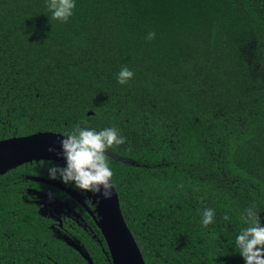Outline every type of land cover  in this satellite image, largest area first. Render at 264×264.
<instances>
[{"label": "trees", "instance_id": "obj_1", "mask_svg": "<svg viewBox=\"0 0 264 264\" xmlns=\"http://www.w3.org/2000/svg\"><path fill=\"white\" fill-rule=\"evenodd\" d=\"M48 2L0 0V139L117 129L106 161L145 264H245L247 212L264 226V0H75L66 21ZM49 162L0 174V264H87L26 191ZM87 221L72 234L110 264Z\"/></svg>", "mask_w": 264, "mask_h": 264}, {"label": "clouds", "instance_id": "obj_2", "mask_svg": "<svg viewBox=\"0 0 264 264\" xmlns=\"http://www.w3.org/2000/svg\"><path fill=\"white\" fill-rule=\"evenodd\" d=\"M47 7L53 19L66 21L73 14L75 0H49ZM153 35L154 33L149 32L147 38L151 39ZM133 75L130 69L121 67L117 82L124 85ZM124 139L113 127L99 131L75 127L62 135L59 141L64 166L60 168L49 162L48 178L55 179L58 175L63 183H71L75 190L91 193L97 201L109 199L112 195L113 172L106 161L105 150L122 144ZM48 150L52 151L51 148ZM201 215L202 226L212 223V209H204ZM224 218L228 219L227 216ZM249 221L250 226L236 235L235 245L245 264H264V226L259 225L252 211L247 212L246 223Z\"/></svg>", "mask_w": 264, "mask_h": 264}, {"label": "water", "instance_id": "obj_3", "mask_svg": "<svg viewBox=\"0 0 264 264\" xmlns=\"http://www.w3.org/2000/svg\"><path fill=\"white\" fill-rule=\"evenodd\" d=\"M62 135L64 134L59 132L38 131L27 135L0 139V174L24 162L33 160H53L64 163L59 144ZM49 148L52 151H49ZM32 179L54 185L77 201H81L78 192L71 187L44 177H32ZM35 194L47 196L44 192L39 191H35ZM91 197L95 209L92 211L88 208V211L94 218L96 226L106 243V254L109 256L111 264H145L140 249L121 212L118 194L113 183L112 195L109 199L97 201V198L92 194ZM45 210L46 205L44 204L39 211L44 214ZM56 236L58 238L62 237L67 245L78 251L87 264H94L88 250L79 241L68 235L57 234Z\"/></svg>", "mask_w": 264, "mask_h": 264}, {"label": "flooded vegetation", "instance_id": "obj_4", "mask_svg": "<svg viewBox=\"0 0 264 264\" xmlns=\"http://www.w3.org/2000/svg\"><path fill=\"white\" fill-rule=\"evenodd\" d=\"M26 177H28L32 181L33 180L32 177H44V176L40 174H30V175L27 174ZM50 180L59 182L64 186L71 187L72 189H74L72 185L71 186L65 185L61 181L55 179H50ZM33 181L43 183V185H47L49 187L58 189L59 193L57 195L54 190L52 194L51 193L52 189H45L44 186L40 184L39 186L29 185L26 188L27 193L32 197L31 198L32 201L38 204L37 210L39 214L42 215L49 222L47 223L48 227L49 229H51V231L55 236L57 234L68 235L80 242V239L72 234V229H74V225H77L78 227H82V229L88 233L92 231L87 221L88 216H90L92 218V221L96 225L94 218L91 216V214L88 211V208L92 211H94L95 209V204L92 203L91 193L76 190L81 200V201H77L76 199L69 196L66 192H64L63 190L59 189L54 185L36 180ZM35 191L44 192L45 194H47V196H42L41 194L37 195L35 194ZM44 204L46 205V210L44 211V214H41L39 209L42 206H44ZM90 235L92 238L98 240L99 242L100 238L97 237L96 234H90ZM60 239L63 240L62 237ZM103 251L110 262V258L106 254L107 250L103 249ZM94 264L97 263L94 262Z\"/></svg>", "mask_w": 264, "mask_h": 264}]
</instances>
